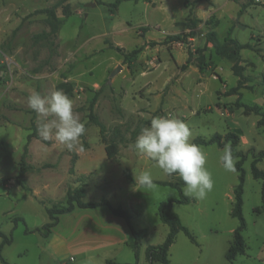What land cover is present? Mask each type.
<instances>
[{
    "label": "rangeland",
    "instance_id": "rangeland-1",
    "mask_svg": "<svg viewBox=\"0 0 264 264\" xmlns=\"http://www.w3.org/2000/svg\"><path fill=\"white\" fill-rule=\"evenodd\" d=\"M58 1L0 0V230L9 232L14 217L24 221L10 231L14 244L9 249L29 250L22 261L38 253L37 236H24V230L42 229L49 221L45 208L64 206L68 189L85 185L83 200L110 198L131 215L134 229H145L136 264H148L146 248L162 244L168 233L157 205L176 198L177 191L157 184L151 189L130 184L123 170L135 180L150 171L153 181L175 182L176 176L168 177L155 161L130 148L141 128L153 117L164 116L185 122L192 132L191 142L227 132L239 137L232 151L245 155L242 236L246 250L232 264H264L261 182L251 174L253 159L264 151V0L124 1L113 13L109 4L115 0H65L72 14L66 18L56 8L60 28L55 54L50 56L47 45H33L31 38L48 31L40 11ZM241 8L245 9L242 15L238 14ZM195 17L201 22L187 29L188 19ZM214 21L220 41L231 29L232 38L258 49L241 51L239 86L233 62L216 56L205 42ZM197 50H202L208 63L203 73L196 67ZM188 52L191 61L184 67ZM61 83L71 85L72 95H66L86 125L80 138L83 152L69 151L54 139L41 141L37 133L41 118L27 106L33 90L47 96ZM237 86L235 94L227 95ZM90 105L105 127L103 134L89 121ZM242 105L258 109L259 115ZM110 143L116 145L117 154L109 160L104 149ZM201 147L213 187L203 198L183 188L193 202L172 205L197 244L179 232L168 250L170 264H227L225 254L237 227L230 214L237 173L223 168L219 159L223 148ZM256 166L264 170V159ZM113 195L120 197L118 203ZM119 258L136 262L129 247Z\"/></svg>",
    "mask_w": 264,
    "mask_h": 264
},
{
    "label": "trees",
    "instance_id": "trees-1",
    "mask_svg": "<svg viewBox=\"0 0 264 264\" xmlns=\"http://www.w3.org/2000/svg\"><path fill=\"white\" fill-rule=\"evenodd\" d=\"M124 1H132V2L142 1L145 3L150 2V0H115L113 3L109 4L110 11L113 13L117 9L119 4ZM188 1L189 0H185V4H188ZM195 1H200V0H195ZM242 6H244L243 8H245L246 5H242ZM57 7L61 8V13L64 17L68 18L69 16H71L72 12L70 10L69 4H67L65 0H59L57 5L49 8H45L42 11H40L44 13L46 16L45 23L48 26V31H42L38 34L33 35L31 38L33 45H38V44L47 45L50 51V56L55 54L56 45L54 41L60 28V21L56 16ZM242 12L243 9L241 8L238 14L241 15ZM188 20L190 21L189 24H187V29L195 28L197 24L201 22L200 19H198L197 17ZM206 24L210 25L209 20L206 21ZM217 25H218L217 21H214L211 24L212 26L211 30L207 31L206 34L204 35L205 42L211 46L216 56L222 57L224 59L233 62L232 71L233 74L236 77H238V86H239L243 78L241 74L242 67L239 65L241 51L249 50L252 52H258V49H256L250 43H240L238 40L232 38L231 29L228 30L227 36L222 41H220L217 38V35L214 31ZM172 40L174 39L172 38ZM135 53L136 51H133L131 55H134ZM196 53H197L196 67L198 68V71L200 73H203L208 68V63L205 60L202 50H197ZM191 54L192 53L188 52L187 63L184 65V67H186L187 64H190ZM238 86L229 89V91H227V95L235 94L238 90ZM57 88L64 90L65 94H67L68 96L72 95V87L70 84L61 83L57 86ZM242 107L246 108L247 106L242 105ZM246 109L247 111L248 110L254 111L256 115H259L258 109L255 108H251V109L246 108ZM89 121L99 128L100 134H103L105 132L104 125L100 122L97 116H95L92 113V105H90ZM238 142H239V137L232 132H227L224 136H221L219 134H214L207 140L201 137H196L192 141V143H195L199 146H207L214 144L219 148H223L227 143H230L233 148L237 146ZM104 151L107 159L110 160L117 154V147L113 143H110L105 146ZM233 156L235 158L236 157L239 158L235 162V172L237 173L238 176V183L233 188V201H232V208L230 214L233 218L237 220V227L233 231L231 243L225 254V260L227 264H232L235 257L238 255H244L246 250V245L242 236V231L246 227L245 220L242 214V205H243L242 196H243V185H244V176H245L242 163L245 160V155L240 153L238 155L233 154ZM262 159H264V151H261L259 155L253 159L251 163V174L255 180H259L261 182V197H260L261 199H260L259 213L261 212L264 215V170H261L256 166L257 162L261 161ZM20 170H22L21 166H20ZM123 175L128 183L130 184L134 183V180L130 175V173L128 172V170L124 169ZM154 184L175 189L177 191V197L160 201L158 203L157 214L159 220L168 227V233L165 236V239L162 244L157 246H148L146 248L145 258L148 264H154V263L170 264L167 257L168 250L172 245L174 238L179 232H183L184 235L188 238V240H190V242L197 244L193 235L190 233V231H188L186 227H184L181 224L178 215L172 210L173 204H181V205L189 204L190 202H193V198L184 194L183 182L178 177H176L175 182L154 181ZM84 186L85 185H80L73 189H68L66 193L64 206H53L51 208L50 207L45 208V212L48 216L49 221L42 226V229H36L35 231L42 233L43 236H46L49 233L50 228L57 223L58 215L70 212L75 207L80 209H94L99 206H107L110 209L112 215L116 217H121L126 222L132 235V242L130 243V247L134 253V257L136 260L135 264H136L138 261V250H139L140 242L145 237L146 234L145 229H139V230L134 229L130 223L131 215L126 210H123L118 207L116 208L112 207L108 202V200L104 198L96 202L84 201L83 200L85 193ZM11 221L14 227L17 225L18 222L24 223L23 219L20 217H14ZM42 230H44V232H42ZM24 231L25 233L30 232L27 229H25ZM0 238L2 239L0 250L3 246L9 245L12 240L10 234L6 235L1 230H0ZM0 261L3 264H9L1 257V255H0ZM105 264H119V263L107 261Z\"/></svg>",
    "mask_w": 264,
    "mask_h": 264
},
{
    "label": "clouds",
    "instance_id": "clouds-1",
    "mask_svg": "<svg viewBox=\"0 0 264 264\" xmlns=\"http://www.w3.org/2000/svg\"><path fill=\"white\" fill-rule=\"evenodd\" d=\"M27 106L41 118L37 129L41 141L54 139L67 150L85 151L80 138L86 125L73 110V101L61 89L42 96L33 90L27 97ZM192 132L182 120L164 116L153 117L147 127L141 128L130 148L155 161L168 177H178L189 195L203 198L213 187L208 171L207 155L202 147L192 143ZM220 162L226 171H235V157L230 143L223 147ZM144 188L155 187L150 171L136 177Z\"/></svg>",
    "mask_w": 264,
    "mask_h": 264
},
{
    "label": "crops",
    "instance_id": "crops-1",
    "mask_svg": "<svg viewBox=\"0 0 264 264\" xmlns=\"http://www.w3.org/2000/svg\"><path fill=\"white\" fill-rule=\"evenodd\" d=\"M133 180L136 182L134 178ZM112 197L116 203L120 201L119 196L113 195ZM104 199L108 200L112 207H119L114 205L110 198ZM93 201L96 202L98 200ZM17 228V225L15 227L12 225L13 230ZM12 229L9 232L1 231L7 235L10 234ZM27 234H35L37 236L38 253H31V258L28 261H22L23 258L29 255V250L26 248L22 250L9 249L14 244V239L10 234L11 243L3 246L0 250L1 257L7 263L105 264L107 261H111L119 264H130L125 262L129 261L128 258H123L122 260L119 256L124 248H131V232L124 219L112 215L107 206H99L94 209L75 207L70 212L58 215L57 223L50 228L46 236L36 231ZM27 234L25 233L24 236H28ZM18 239L22 238L18 236ZM1 241L2 239L0 238V245ZM124 257L126 256L124 255ZM0 264L3 263L0 261Z\"/></svg>",
    "mask_w": 264,
    "mask_h": 264
},
{
    "label": "water",
    "instance_id": "water-1",
    "mask_svg": "<svg viewBox=\"0 0 264 264\" xmlns=\"http://www.w3.org/2000/svg\"><path fill=\"white\" fill-rule=\"evenodd\" d=\"M117 71H118V69H117V70H115V71L113 72V74H115Z\"/></svg>",
    "mask_w": 264,
    "mask_h": 264
}]
</instances>
